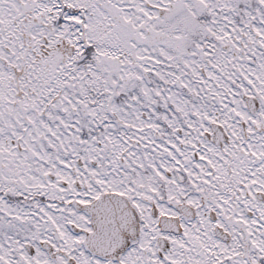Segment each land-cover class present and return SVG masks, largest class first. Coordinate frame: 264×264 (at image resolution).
Masks as SVG:
<instances>
[{"label":"snow or ice","instance_id":"snow-or-ice-1","mask_svg":"<svg viewBox=\"0 0 264 264\" xmlns=\"http://www.w3.org/2000/svg\"><path fill=\"white\" fill-rule=\"evenodd\" d=\"M0 264H264V0H0Z\"/></svg>","mask_w":264,"mask_h":264}]
</instances>
